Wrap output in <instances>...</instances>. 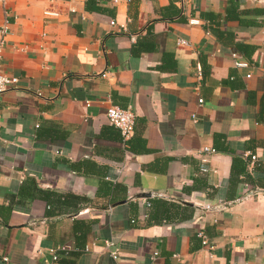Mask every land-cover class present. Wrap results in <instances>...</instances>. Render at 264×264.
Wrapping results in <instances>:
<instances>
[{
    "label": "crops",
    "instance_id": "obj_1",
    "mask_svg": "<svg viewBox=\"0 0 264 264\" xmlns=\"http://www.w3.org/2000/svg\"><path fill=\"white\" fill-rule=\"evenodd\" d=\"M4 24L0 260L264 264V0H0Z\"/></svg>",
    "mask_w": 264,
    "mask_h": 264
},
{
    "label": "built area",
    "instance_id": "obj_2",
    "mask_svg": "<svg viewBox=\"0 0 264 264\" xmlns=\"http://www.w3.org/2000/svg\"><path fill=\"white\" fill-rule=\"evenodd\" d=\"M111 1L113 2V4L119 3V0H111ZM126 1L129 2L131 0H126ZM191 23L195 24V23H198V21L191 20ZM109 24L112 27H115L117 25L113 19L109 21ZM119 27L125 30L124 26H119ZM6 35H7V27H6V24H4L0 26V99H1V95L6 90L13 88L18 82V79L16 77L6 76L2 72V57H3V49H4ZM234 64L238 68L247 66L246 62L244 61H236ZM198 75H200L199 71H198ZM201 103H202V99H199L198 104L200 105ZM105 115H106L108 123L120 131L122 139L124 141L129 140L130 137L133 135L134 119H135V115L131 111V109L130 108L122 109L117 106L110 105L106 109ZM203 151L206 153H215V149L213 148H204ZM243 156L246 159H248L249 167H253L255 165L257 161L255 155H251L250 153H245ZM113 246L114 244L112 242H108L109 249H112ZM50 252L53 254L52 255L53 260H56L57 255L55 254V251L50 250ZM110 255L113 259H117L116 250H112L110 252ZM4 261H7V259H4Z\"/></svg>",
    "mask_w": 264,
    "mask_h": 264
},
{
    "label": "trees",
    "instance_id": "obj_3",
    "mask_svg": "<svg viewBox=\"0 0 264 264\" xmlns=\"http://www.w3.org/2000/svg\"><path fill=\"white\" fill-rule=\"evenodd\" d=\"M88 1H90V0H88ZM228 1H230V2H232V1H235V0H228ZM247 161V163H248V160H246ZM245 161V162H246ZM247 163H245V164H247ZM247 166L249 167V163L247 164Z\"/></svg>",
    "mask_w": 264,
    "mask_h": 264
},
{
    "label": "water",
    "instance_id": "obj_4",
    "mask_svg": "<svg viewBox=\"0 0 264 264\" xmlns=\"http://www.w3.org/2000/svg\"><path fill=\"white\" fill-rule=\"evenodd\" d=\"M0 264H5L2 260H0Z\"/></svg>",
    "mask_w": 264,
    "mask_h": 264
}]
</instances>
